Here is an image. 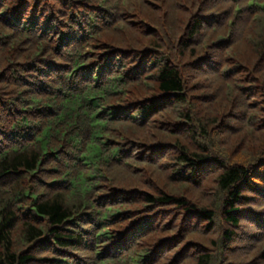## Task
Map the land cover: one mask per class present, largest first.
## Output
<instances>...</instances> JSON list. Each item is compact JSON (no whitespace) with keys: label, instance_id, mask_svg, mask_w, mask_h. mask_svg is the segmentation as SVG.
Masks as SVG:
<instances>
[{"label":"trees","instance_id":"trees-1","mask_svg":"<svg viewBox=\"0 0 264 264\" xmlns=\"http://www.w3.org/2000/svg\"><path fill=\"white\" fill-rule=\"evenodd\" d=\"M0 264H264V0H0Z\"/></svg>","mask_w":264,"mask_h":264},{"label":"rangeland","instance_id":"rangeland-1","mask_svg":"<svg viewBox=\"0 0 264 264\" xmlns=\"http://www.w3.org/2000/svg\"><path fill=\"white\" fill-rule=\"evenodd\" d=\"M250 263H252V262H250Z\"/></svg>","mask_w":264,"mask_h":264}]
</instances>
